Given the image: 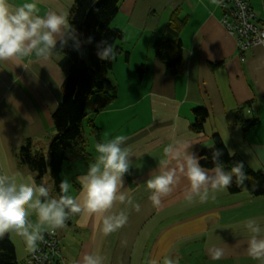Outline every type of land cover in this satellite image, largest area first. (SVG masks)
Wrapping results in <instances>:
<instances>
[{"label": "crops", "instance_id": "1", "mask_svg": "<svg viewBox=\"0 0 264 264\" xmlns=\"http://www.w3.org/2000/svg\"><path fill=\"white\" fill-rule=\"evenodd\" d=\"M24 2L32 0H10L14 5ZM37 2L41 15L48 10L69 12L73 4V0ZM247 3L263 23L264 0ZM174 9L185 18L178 34L184 68L168 76L152 43L158 37L171 36L168 21ZM221 15L212 0H119L111 23L123 32L118 45L128 56L118 54L112 68L117 95L106 108L99 112L90 108L87 113L99 127V140L92 144L94 160L97 143L117 135L128 138L123 147L131 151V166L122 177L121 191L129 194L140 210L117 202L111 211L123 210L127 223L107 236L100 231L97 216H71L60 233L56 230L64 264H77L85 253L103 257V264H162L165 256L178 264H264L247 254L249 233L243 226L254 219L264 228V196L224 190L215 193V199L189 204L184 199L188 181L181 176L173 191L162 198L161 207L155 208L145 183L160 171L159 161L166 159L165 146L181 141L189 144L187 152L197 157L201 149L212 146L213 133L251 170L264 171V48L255 45L243 55L238 53L234 37L220 22ZM64 60L61 53L53 51L47 60L25 58L26 69L22 64L0 62V174L15 176L18 183L35 181L17 162L19 147L30 139L34 149L44 150L54 134L51 115L62 96ZM141 64L147 70L138 76ZM116 68L126 75L129 85L121 84ZM247 103L244 116L258 121L243 129L234 116ZM197 106L209 111L200 133L190 129ZM175 164L172 161L169 167ZM74 166L79 168L77 178L87 172L89 163L77 160ZM74 180L75 190L70 192L78 196L81 186ZM64 239L67 245H63ZM20 247L16 242V256L23 259L29 251ZM211 247L222 248L223 257L211 259Z\"/></svg>", "mask_w": 264, "mask_h": 264}, {"label": "clouds", "instance_id": "2", "mask_svg": "<svg viewBox=\"0 0 264 264\" xmlns=\"http://www.w3.org/2000/svg\"><path fill=\"white\" fill-rule=\"evenodd\" d=\"M212 2L218 3L219 0ZM40 12L37 0L19 5L0 0V62L22 64L26 69L25 58L35 56L47 60L54 50L57 51L58 42L61 49L69 41L79 47V37L70 25L68 11L48 10L43 15ZM101 43L104 46L98 45V58L114 60L117 56L114 46ZM127 139L124 135H117L95 145L98 155L89 163L87 172L76 178L81 186L78 196L71 194L72 184L68 179L60 182V195L50 197L49 189L43 184L37 185L35 181L18 183L15 176L0 174V239L14 233L23 240L26 250L32 252L44 240L45 231L54 233L63 228L73 215L97 216L101 221L100 231L105 236L122 228L128 217L123 210L112 212L113 206L117 202L126 203L137 212L140 210V205L121 191L122 177L131 166V151L123 147ZM188 147L189 144L181 141L164 147L166 159L159 161L160 171L145 182L151 192L149 200L153 207H161L162 198L173 191L181 176L188 181L184 199L189 204L215 199V193L227 190L233 177L238 187L249 179L242 162L226 170L219 160L222 152L217 150L212 154L214 167L208 169L201 166L200 158L187 152ZM172 161L176 164L169 167ZM33 214L35 221L30 220ZM243 226L249 233L247 254L254 260L264 261V228L254 219L246 220ZM208 253L211 259L219 260L224 250L211 247ZM77 264H103V257L85 253ZM162 264H178V261L165 256Z\"/></svg>", "mask_w": 264, "mask_h": 264}, {"label": "trees", "instance_id": "3", "mask_svg": "<svg viewBox=\"0 0 264 264\" xmlns=\"http://www.w3.org/2000/svg\"><path fill=\"white\" fill-rule=\"evenodd\" d=\"M118 6L119 0H73L69 10V22L76 30L80 44L77 48L72 41H69L62 49L59 42L57 44V52L61 53L65 60L61 63L64 72L61 100L51 115L54 134L50 138L46 152L42 149H34L30 139H26L17 152L19 166L33 174L37 185L41 184L43 175L47 171L50 172L56 197L60 195L59 184L62 181L61 172L65 161L67 167H71L72 162L77 160L82 161L83 164L94 161L93 155L87 149L83 121L87 119L86 125L95 140H99V127L94 123L93 118L88 116L87 104L90 102L92 110L99 112L116 97L117 86L109 77L115 59L101 60L97 56V50L98 45L101 48L104 46L101 43L103 41L113 45L117 55L124 53L127 59L128 52L117 45V41L123 38V32L111 27ZM184 19L179 14V10L174 9L168 21V31L171 36L158 37L152 43L155 56L162 64L164 74L168 76L177 75L184 68L183 46L178 35ZM247 50L242 51V55ZM237 51L240 53L239 50ZM146 70L147 67L141 64L136 72L138 76H142ZM247 105L248 103L239 107L234 116L235 123L243 129L253 126L258 121L256 117L244 116ZM208 118L209 111L206 107L193 108L191 131L195 133L204 131ZM211 140V147L203 148L198 152L197 157L200 158L201 166L208 169L214 167L212 154L219 150L222 152L219 160L226 170H230L237 162H242L243 170L249 177L240 187L236 185L233 177V182L227 190L230 193L247 191L252 196H264V171L251 170L237 154L229 153L219 134H211ZM74 185L76 188L79 187L77 183ZM0 264H19L9 235L0 239Z\"/></svg>", "mask_w": 264, "mask_h": 264}, {"label": "built area", "instance_id": "4", "mask_svg": "<svg viewBox=\"0 0 264 264\" xmlns=\"http://www.w3.org/2000/svg\"><path fill=\"white\" fill-rule=\"evenodd\" d=\"M222 10L220 22L234 37L236 48L242 51L255 45L264 48V22L259 23L247 0H219L216 3ZM243 58V57H242ZM27 264H62L63 257L56 233L44 232V240L28 255Z\"/></svg>", "mask_w": 264, "mask_h": 264}, {"label": "rangeland", "instance_id": "5", "mask_svg": "<svg viewBox=\"0 0 264 264\" xmlns=\"http://www.w3.org/2000/svg\"><path fill=\"white\" fill-rule=\"evenodd\" d=\"M111 27H113V23H111ZM117 45H118V41H117ZM123 55V54H122ZM115 63V62H114ZM113 63V65H114ZM113 68V67H112ZM115 73H117V75L119 76L120 75V82L122 85H129V80L128 78L126 77L125 74L121 73V70L119 68H116V70L114 71ZM110 78L111 80H113V75H112V69L110 70ZM116 84V83H115ZM117 85V84H116ZM117 88H116V95H117ZM121 93V92H120ZM90 108H92V105H88L86 107V111H89ZM86 120L87 119H84V134H85V137H86V140H87V149L89 152H91V154H93V156L95 155L94 152H93V148H92V144L94 143L95 141V138L93 136V134L91 133L90 131V128L86 125ZM49 144V143H48ZM48 144H46L44 146V150L45 152L47 151V147H48ZM91 148H92V151H91ZM81 169V168H80ZM79 170L78 167H75L74 166V162H72V166L71 167H67V162L65 161L64 164H63V169H62V172H61V179L64 180V179H68L70 181V183L72 184V180H74L73 178L76 177L75 173ZM75 182H78L75 178L74 180ZM41 184H43L45 187H47L49 189V196L50 197H56V192L55 190L53 189V183H52V178H51V175H50V172L47 171L43 177H42V182ZM71 190H75L73 185H72V188ZM35 215L33 214L31 217H30V220L32 221H35ZM66 223H69V221H66ZM58 233H60V229H56ZM16 238H18V236H16L14 233L11 234V241L13 242V244L15 245L16 242L19 241V244L22 246L20 247L21 249H23V252H25L26 248H25V245L22 243V240L19 239L18 241H16ZM67 239H64L63 240V245H67V242H66ZM61 242V241H60ZM62 245V243H60V246ZM33 252V251H32ZM32 252H29V254H31ZM27 254L23 259H18V263L19 264H27L26 262V259L28 257ZM62 255V254H61Z\"/></svg>", "mask_w": 264, "mask_h": 264}, {"label": "bare ground", "instance_id": "6", "mask_svg": "<svg viewBox=\"0 0 264 264\" xmlns=\"http://www.w3.org/2000/svg\"><path fill=\"white\" fill-rule=\"evenodd\" d=\"M60 242V241H59ZM59 245H60V243H59Z\"/></svg>", "mask_w": 264, "mask_h": 264}]
</instances>
